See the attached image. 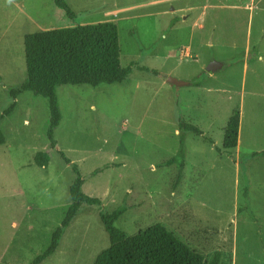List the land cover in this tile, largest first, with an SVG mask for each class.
Masks as SVG:
<instances>
[{"label":"rangeland","instance_id":"1","mask_svg":"<svg viewBox=\"0 0 264 264\" xmlns=\"http://www.w3.org/2000/svg\"><path fill=\"white\" fill-rule=\"evenodd\" d=\"M66 2L74 18L53 0H0V114L13 101L9 89L26 80L29 32L114 21L121 65L132 72L122 82L56 85L54 147L46 98L24 91L0 120V264H30L46 247L71 203L73 163L82 190L101 203L83 202L39 264H93L110 245L100 213L117 206L125 211L115 225L128 234L160 222L207 260L219 251V264H264V0L249 9L234 0ZM212 60L222 66L209 72ZM236 106L240 150H226L223 128ZM181 116L213 143L184 133L174 188L175 166L159 163L179 146ZM39 150L50 155L46 165L33 160Z\"/></svg>","mask_w":264,"mask_h":264},{"label":"trees","instance_id":"2","mask_svg":"<svg viewBox=\"0 0 264 264\" xmlns=\"http://www.w3.org/2000/svg\"><path fill=\"white\" fill-rule=\"evenodd\" d=\"M53 2L66 16L75 17V12L66 0ZM23 44L27 77L17 87L9 89L13 101L2 111L0 120L14 110L17 96L24 91H31L46 98L49 111L46 136L50 147L55 146L54 129L62 118L55 92L56 85L96 86L101 83L122 82L132 72L131 66L121 65L118 27L111 20L29 32L24 35ZM239 120L240 112L236 107L223 129L222 147L226 150L234 148L237 144ZM178 127V148L174 154L159 163V166H175L174 188L182 178L185 165L184 133L190 131L198 135L202 132L197 125L187 121L183 116L178 119ZM3 143L5 135L0 129V144ZM58 151L66 162L70 161L62 151ZM49 159L50 155L46 150H39L33 156L34 162L42 166L46 165ZM72 170L75 177L69 187L71 203L64 213L61 224L52 231L46 247L30 264H39L56 250L63 228L77 215L83 202L89 205L101 203L98 197L86 194L82 190L83 178L76 163H73ZM124 211L123 206H117L111 211L100 213L110 245L96 255L93 264H219V251L207 260L160 222L128 234L115 225V221Z\"/></svg>","mask_w":264,"mask_h":264},{"label":"crops","instance_id":"3","mask_svg":"<svg viewBox=\"0 0 264 264\" xmlns=\"http://www.w3.org/2000/svg\"><path fill=\"white\" fill-rule=\"evenodd\" d=\"M244 1H246V0H244ZM252 3L251 4H247V3H245L244 4V2L242 1L240 4H238V2L236 1V0H234V3H235V8H240V9H247V7H248V9L249 8H251L253 5H254V2H255V0H250ZM193 8H196V6L195 5H193L192 4V9ZM196 10V9H195ZM109 12H111V10H106V13H109ZM198 26H200L199 25V23H198ZM244 54L246 55V54H249V47H246V50H245V52H244ZM256 57H257V59H260L261 58V54H260V51L258 52V55H256ZM222 61V60H221ZM222 63V62H221ZM246 73H247V67L245 66V62H244V64H243V67H242V77L244 78V74L246 75ZM246 79V78H245ZM237 107V106H236ZM236 107H234V108H236ZM233 108V109H234ZM238 109H239V107H237ZM232 109V110H233ZM232 110H231V112H232ZM231 112H230V114H231ZM239 112H240V109H239ZM230 114H229V116H230ZM228 116V117H229ZM228 119V118H227ZM240 120H241V116H240ZM240 120H239V126H240ZM227 121V120H226ZM194 124V123H193ZM226 124V123H225ZM196 125V124H195ZM198 126V125H197ZM199 127V126H198ZM200 128V127H199ZM224 129V128H223ZM200 130L202 131L201 132V134H198L197 136H200V137H205L206 139H208L209 141H213L207 134H205L204 132H203V130L200 128ZM238 131H239V129H238ZM239 132H238V140H237V142L239 141ZM211 143V142H210ZM237 146H235V148L236 149H238V151L240 150V144H236Z\"/></svg>","mask_w":264,"mask_h":264},{"label":"water","instance_id":"4","mask_svg":"<svg viewBox=\"0 0 264 264\" xmlns=\"http://www.w3.org/2000/svg\"><path fill=\"white\" fill-rule=\"evenodd\" d=\"M222 65L219 61L216 60H212L210 61V63L207 66V71L209 72H214L216 71L218 68H220Z\"/></svg>","mask_w":264,"mask_h":264},{"label":"bare ground","instance_id":"5","mask_svg":"<svg viewBox=\"0 0 264 264\" xmlns=\"http://www.w3.org/2000/svg\"><path fill=\"white\" fill-rule=\"evenodd\" d=\"M238 144H240V139H239V141L237 142ZM237 146V145H236Z\"/></svg>","mask_w":264,"mask_h":264}]
</instances>
